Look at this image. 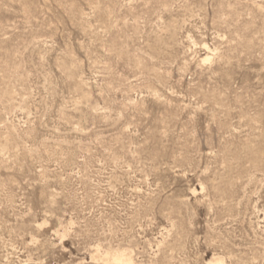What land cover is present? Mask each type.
<instances>
[{
  "label": "rangeland",
  "instance_id": "obj_1",
  "mask_svg": "<svg viewBox=\"0 0 264 264\" xmlns=\"http://www.w3.org/2000/svg\"><path fill=\"white\" fill-rule=\"evenodd\" d=\"M115 250L264 264V0H0V264Z\"/></svg>",
  "mask_w": 264,
  "mask_h": 264
},
{
  "label": "bare ground",
  "instance_id": "obj_2",
  "mask_svg": "<svg viewBox=\"0 0 264 264\" xmlns=\"http://www.w3.org/2000/svg\"><path fill=\"white\" fill-rule=\"evenodd\" d=\"M208 52L210 51L208 47H206ZM212 58L210 57V55H207L206 58H204L202 60V62H208L210 61ZM104 260L107 263L110 264H135V262L133 261V257H131V255L129 253H127L126 251H119V250H115V251H109L107 253L104 254ZM225 262H223V260L221 259H212L208 264H224Z\"/></svg>",
  "mask_w": 264,
  "mask_h": 264
}]
</instances>
